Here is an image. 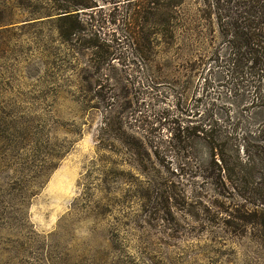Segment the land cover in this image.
<instances>
[{
    "label": "rangeland",
    "instance_id": "1",
    "mask_svg": "<svg viewBox=\"0 0 264 264\" xmlns=\"http://www.w3.org/2000/svg\"><path fill=\"white\" fill-rule=\"evenodd\" d=\"M90 2L79 12L97 47L81 49L55 30L68 0H0V264H264V186L241 198L210 185L206 145L179 141L190 109L239 134L264 123V108L229 96L224 70L187 71L198 38L214 51L213 20L181 0L149 68L143 45L161 16Z\"/></svg>",
    "mask_w": 264,
    "mask_h": 264
},
{
    "label": "trees",
    "instance_id": "2",
    "mask_svg": "<svg viewBox=\"0 0 264 264\" xmlns=\"http://www.w3.org/2000/svg\"><path fill=\"white\" fill-rule=\"evenodd\" d=\"M68 1L66 8H59L63 15L54 18L53 21L58 37L63 43L73 44L81 49L97 47L94 45L95 42L91 44L85 42L83 35L85 24L81 17L84 12H79V10L94 11L96 5H92L90 0ZM131 1L137 2L140 10L137 15L140 18L143 13L151 18L161 16L160 23L153 26L158 28H154L155 32L149 33L143 45V61L152 68L150 64L155 61L157 35L163 36L167 43L171 44L174 39V29L176 26L179 27L184 19V14L177 11L183 2L128 0V3ZM198 1L201 5L197 8L200 19L206 22L213 20L216 28L214 31L212 29L210 34L214 51L207 54L203 47L204 37L198 38L200 48L198 50L202 53L196 57V62H186L187 71L193 75L199 71L200 66L205 67L210 61L206 71L215 72L217 68L224 70L223 83L228 86L229 96L233 101L241 103L240 110L264 108V0ZM185 32L184 29L183 37ZM131 35L132 40H136L138 32L132 29ZM190 51L191 49L188 48L183 52L184 56H189ZM192 77L187 76L188 80L184 83L189 85ZM203 82L205 87L209 88V81ZM186 113L195 120L179 126V141L188 148L189 152L197 142L206 145L210 161L206 166L199 167L203 173L201 175L203 180L210 181V185L220 187L221 190H230L241 198L244 197L242 192H255V188L252 190L250 186L257 184L264 186V147L260 144L262 141L264 143V123L257 128V131L239 134L241 129L236 123H232L234 128L228 131L215 115L205 116L204 112L198 109L195 112L191 109L186 110ZM255 137L259 140H255ZM255 175L259 177L254 179ZM237 219L241 223L246 222L244 219Z\"/></svg>",
    "mask_w": 264,
    "mask_h": 264
}]
</instances>
